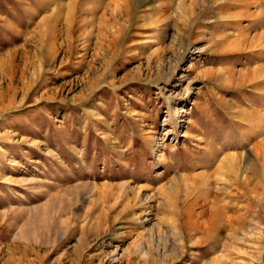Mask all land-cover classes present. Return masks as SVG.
I'll use <instances>...</instances> for the list:
<instances>
[{
	"label": "rangeland",
	"instance_id": "374dc122",
	"mask_svg": "<svg viewBox=\"0 0 264 264\" xmlns=\"http://www.w3.org/2000/svg\"><path fill=\"white\" fill-rule=\"evenodd\" d=\"M0 264H264V0H0Z\"/></svg>",
	"mask_w": 264,
	"mask_h": 264
},
{
	"label": "bare ground",
	"instance_id": "6f19581e",
	"mask_svg": "<svg viewBox=\"0 0 264 264\" xmlns=\"http://www.w3.org/2000/svg\"><path fill=\"white\" fill-rule=\"evenodd\" d=\"M213 218V217H212ZM213 220V219H212ZM214 221V220H213Z\"/></svg>",
	"mask_w": 264,
	"mask_h": 264
}]
</instances>
